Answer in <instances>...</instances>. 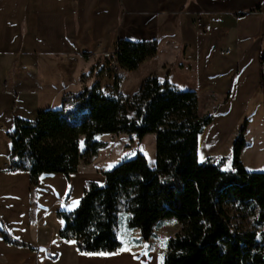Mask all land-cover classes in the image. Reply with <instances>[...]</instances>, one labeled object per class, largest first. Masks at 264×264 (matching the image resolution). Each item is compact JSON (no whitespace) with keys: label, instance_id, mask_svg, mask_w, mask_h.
Here are the masks:
<instances>
[{"label":"crops","instance_id":"crops-1","mask_svg":"<svg viewBox=\"0 0 264 264\" xmlns=\"http://www.w3.org/2000/svg\"><path fill=\"white\" fill-rule=\"evenodd\" d=\"M119 40H156L159 54L120 82L112 68ZM262 57L264 0H0V264H158L151 249L130 251L122 243L118 253L86 254L59 236L65 223L58 214L76 210L89 183H105L104 173L122 163V147L110 148L107 169L97 160L106 143L78 173L44 175L32 185L28 173L5 169L16 118L34 121L40 111L61 109L66 93L95 83L107 95L131 97L157 76L196 92L201 116L214 114L203 144L216 163L244 120L255 116L248 128L264 121ZM149 144L155 168L157 136ZM55 216L62 222L49 228L46 218ZM4 230L27 247L7 243Z\"/></svg>","mask_w":264,"mask_h":264},{"label":"trees","instance_id":"trees-1","mask_svg":"<svg viewBox=\"0 0 264 264\" xmlns=\"http://www.w3.org/2000/svg\"><path fill=\"white\" fill-rule=\"evenodd\" d=\"M158 54L156 40H119L118 80ZM213 122L214 114L200 115L196 92L157 76L145 79L131 97L107 95L95 83L66 93L61 109L40 111L34 121L16 118L8 134V167L28 173L37 185L44 175L78 173L84 160L106 146L100 136L129 135L141 144L155 134L156 167L137 152L105 172L103 185L89 183L78 208L58 214L65 223L59 236L75 240L80 253H118L124 211L130 214L128 226L139 229L145 241L165 220L180 223L167 242L164 264H264V173L248 172L240 160L248 121L234 143L233 172L211 158L199 161L200 136ZM3 236L27 247L5 230Z\"/></svg>","mask_w":264,"mask_h":264},{"label":"rangeland","instance_id":"rangeland-1","mask_svg":"<svg viewBox=\"0 0 264 264\" xmlns=\"http://www.w3.org/2000/svg\"><path fill=\"white\" fill-rule=\"evenodd\" d=\"M83 55H90L89 53L83 54ZM112 66V65H111ZM113 68V66H112ZM113 71V69H112ZM114 71L116 73H114ZM113 73L115 74L116 78L119 79V77L122 75L121 71L114 70ZM135 82L134 80H131V83ZM130 83V82H129ZM130 83V84H131ZM109 84H112V81L105 82V86H111ZM107 87V88H108ZM13 106V104H12ZM11 108V107H10ZM10 110V109H9ZM10 115H12L10 113ZM29 117V116H28ZM250 119H255L254 115L249 116ZM239 126L238 129L235 130V132L232 134L230 140L226 143L224 148L222 149L220 155L218 156V159L223 161L222 169L224 171H235L236 167L234 164V143L244 127L246 121ZM27 119V118H26ZM204 136H201L200 138V148H199V161L201 163H205L207 161L206 154L204 152ZM156 138L155 134H151L150 137H147L144 141H142L141 148L144 150L146 157L150 163L151 167H154L155 161L152 157L153 151H152V144H149V138ZM107 143L108 146L106 148V153L103 154L101 152L100 157L97 158L99 162L104 163L103 167L104 169H107L112 163H110V158L106 156L110 150V148L114 145L122 147L125 154L123 156L122 162L127 159H132L136 156L138 151V142H136L133 138V141H129V137H121L116 135H109L98 138L100 140ZM244 139L246 141V145L242 151L241 154V163L243 164L244 168L248 172H262L264 173V121L260 119L256 120L249 128L247 127L245 133H244ZM106 144V145H107ZM11 145V144H10ZM109 147V148H108ZM130 157V158H128ZM224 159V160H223ZM96 160V159H95ZM217 160V159H216ZM104 161V162H102ZM84 162V161H83ZM218 161H216L217 163ZM218 162V163H220ZM92 163V162H90ZM121 163V162H120ZM83 163L81 164V167L79 170L83 168ZM87 165V164H85ZM91 165V164H90ZM126 212H121L119 216V224H118V235L120 238V241L124 244V247L126 250L130 251H140L143 249H151L152 251L157 253V263L163 264L164 262V255L166 253L167 249V242L170 238L174 237L180 230L181 225L176 219H170L165 220L163 222V225L159 227L156 233V237H153L150 241L141 240V233L139 229H131L128 226V221L126 219ZM50 221L49 228H52L55 226L56 222H62L57 218V216L50 218H46ZM248 226V225H247ZM161 258H163L161 260Z\"/></svg>","mask_w":264,"mask_h":264},{"label":"built area","instance_id":"built-area-1","mask_svg":"<svg viewBox=\"0 0 264 264\" xmlns=\"http://www.w3.org/2000/svg\"><path fill=\"white\" fill-rule=\"evenodd\" d=\"M197 26H198L199 28H201V29L204 28V24H203L201 21H198V22H197ZM113 68H114V70H117V69H118V64H117L116 62L113 63ZM5 169H6V170H10L9 167H6Z\"/></svg>","mask_w":264,"mask_h":264},{"label":"snow or ice","instance_id":"snow-or-ice-1","mask_svg":"<svg viewBox=\"0 0 264 264\" xmlns=\"http://www.w3.org/2000/svg\"><path fill=\"white\" fill-rule=\"evenodd\" d=\"M163 258H161V260H162Z\"/></svg>","mask_w":264,"mask_h":264}]
</instances>
